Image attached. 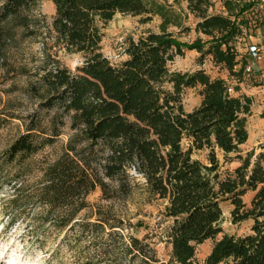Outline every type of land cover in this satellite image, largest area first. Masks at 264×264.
Masks as SVG:
<instances>
[{"label": "trees", "instance_id": "trees-1", "mask_svg": "<svg viewBox=\"0 0 264 264\" xmlns=\"http://www.w3.org/2000/svg\"><path fill=\"white\" fill-rule=\"evenodd\" d=\"M38 1L0 0V66L19 36L41 31L46 39L28 88L40 99L39 106L4 157L21 167L25 158L54 146L69 120L66 147L42 172V200L64 213L61 227L91 205L88 197L98 188L107 195L113 184L129 194L134 169L144 179V190L166 201L163 238L171 253L168 262L160 263L154 251L149 254V244L135 236L128 253L145 264H195L196 247L222 232L223 205L230 202L234 223H253L244 235L225 234L218 240L207 264H264V152L254 162V152L241 154L249 139L253 100L232 95L225 78L204 69L171 68L186 48L196 49L201 58L211 55L240 78L247 59L239 58L231 41L242 33L238 17L251 4L224 0V14L209 12L211 0H187L188 9L200 18L197 31L210 37L187 44L168 30L174 21L169 0H51L55 14L50 21L32 14ZM118 13L141 16L144 22L160 16L162 22L160 31L128 37L126 58L113 63L102 52L101 24ZM62 50L84 57L76 72L61 63ZM187 88H199L202 96L192 110L184 106ZM196 151H207V162L195 158ZM219 153L225 162L235 155L241 164L223 170ZM249 192L254 195L248 204L243 198ZM115 227L120 226L112 225V233L119 231Z\"/></svg>", "mask_w": 264, "mask_h": 264}, {"label": "rangeland", "instance_id": "rangeland-1", "mask_svg": "<svg viewBox=\"0 0 264 264\" xmlns=\"http://www.w3.org/2000/svg\"><path fill=\"white\" fill-rule=\"evenodd\" d=\"M211 2L213 5L209 12L227 13L226 8L223 9L224 0ZM232 2L235 4L237 0ZM168 6L172 10L171 19L179 23L176 25L173 21L168 30L173 31L181 42L191 44L198 38L210 39L197 31L200 18L188 9L187 0H169ZM32 14L38 19L50 21L55 14V5L51 0H39L32 8ZM254 17L252 13L238 17L242 33L236 35L231 44L235 46L240 59L246 57L243 49L251 40L257 36L264 40V26L260 28L250 24ZM161 22L160 16H153L152 20L144 22L141 16L116 14L111 21L101 24L104 33L102 52L113 63H120L126 58L124 47L128 37H138L148 30L160 31ZM37 32L19 36L8 51L7 62L0 66V264H145L133 253H128L131 236L139 238L144 244L148 243L152 248L149 254L155 252L160 263L168 262L171 246L163 238V228L167 224L163 215L166 201L150 196L143 188L144 179L134 169L130 171L129 194L117 191L113 184H110L107 195H103L98 188L88 197L91 205L81 210L69 226L61 227L65 218L59 208H50L44 203L41 195L42 172L47 162L56 158L66 147L71 134L69 120L54 146L25 158L21 167L18 163L10 164L5 160V151L26 131L28 116L40 103V99L28 91L46 40L41 31ZM185 50V54L171 64L172 70L204 69L212 77L225 78L233 88L232 95L252 98L248 117L249 139L242 145L241 154L246 156L254 152V162L259 153L264 152V72L254 69L250 74H242L238 78L225 66L216 64L211 55L201 58L196 49ZM59 54L61 63L73 72L84 63L81 54L63 50ZM183 97L187 110L194 109L202 100L199 88H187ZM46 114L44 110L41 115ZM232 156L231 160L225 162L224 156L219 153L223 170H234L241 164L235 155ZM194 157L207 162V151H196ZM253 195L254 192L247 193L244 201L249 204ZM232 208L230 202L224 203L222 232L196 247L195 264H207V257L215 243L225 234L239 236L250 231L252 220L234 223ZM76 221L84 226L77 225L79 223L76 224ZM96 222H101L102 227L94 226ZM112 225L120 226L115 227L119 230L117 233H112Z\"/></svg>", "mask_w": 264, "mask_h": 264}, {"label": "built area", "instance_id": "built-area-1", "mask_svg": "<svg viewBox=\"0 0 264 264\" xmlns=\"http://www.w3.org/2000/svg\"><path fill=\"white\" fill-rule=\"evenodd\" d=\"M247 4H251V8L247 13H252L255 17L251 19V26H258L264 23V0H243ZM257 13V15H256ZM255 24H253V23ZM245 58L247 59V64L244 69L243 74H250L254 71V66L260 62L263 58L262 47L259 43L248 44L245 50ZM228 91L232 93L233 88L229 84Z\"/></svg>", "mask_w": 264, "mask_h": 264}, {"label": "crops", "instance_id": "crops-1", "mask_svg": "<svg viewBox=\"0 0 264 264\" xmlns=\"http://www.w3.org/2000/svg\"><path fill=\"white\" fill-rule=\"evenodd\" d=\"M223 9H225V7H223ZM258 26H260V28H261V26H264V23H261ZM250 39H253L252 36H250ZM250 43H259V44H261L263 58H262V60L260 62L255 64L254 69H257V71H261L262 70L261 72H264L263 71L264 70V40H261L260 36H257V38L255 40H251ZM243 50L245 51L246 49H243ZM237 67L240 68L241 64H239Z\"/></svg>", "mask_w": 264, "mask_h": 264}]
</instances>
